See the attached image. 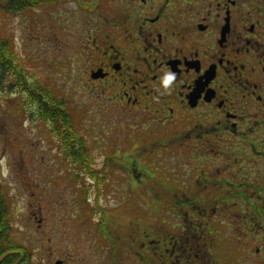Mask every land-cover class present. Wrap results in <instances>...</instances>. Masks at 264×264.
<instances>
[{
    "label": "flooded vegetation",
    "instance_id": "1",
    "mask_svg": "<svg viewBox=\"0 0 264 264\" xmlns=\"http://www.w3.org/2000/svg\"><path fill=\"white\" fill-rule=\"evenodd\" d=\"M65 2L83 12L79 77L129 135L120 246L147 264H264V0H52ZM141 227L153 235L133 240Z\"/></svg>",
    "mask_w": 264,
    "mask_h": 264
},
{
    "label": "rangeland",
    "instance_id": "2",
    "mask_svg": "<svg viewBox=\"0 0 264 264\" xmlns=\"http://www.w3.org/2000/svg\"><path fill=\"white\" fill-rule=\"evenodd\" d=\"M44 1L35 9L0 16V33L11 37L15 61L31 85L50 92L73 116V124L87 144L90 166L96 170L95 181H99L92 183L83 173L78 181L67 178L74 165L60 163L51 125L37 118L33 106L25 104L21 95L2 85L0 187L9 201L13 236L28 250L33 264H55L56 258L65 264H147L150 258L134 256L126 244L120 246L128 240L133 244L127 237L130 228L122 230L124 216L118 210L129 202L123 173L129 163L123 156L129 135L121 124L125 120L113 116L114 106L102 98L104 94L79 77L77 26L83 12L67 2ZM132 203L130 199L123 206L124 215ZM107 209H112L107 214L116 219L108 236L116 242L117 263L108 261L111 239L98 233L101 211ZM169 216L164 213L160 221L170 225ZM138 220L158 225L157 216L148 210L140 211ZM144 235L150 238L153 229H136L133 240Z\"/></svg>",
    "mask_w": 264,
    "mask_h": 264
},
{
    "label": "trees",
    "instance_id": "3",
    "mask_svg": "<svg viewBox=\"0 0 264 264\" xmlns=\"http://www.w3.org/2000/svg\"><path fill=\"white\" fill-rule=\"evenodd\" d=\"M44 0H0V16L15 14L25 6L38 7ZM14 43L11 37L0 33V89L17 92L23 97L25 104L32 105L36 117L41 121L51 125V134L58 140V147L68 162L75 165L81 158L80 168L83 174L91 176L95 180L96 174L93 166H90L91 158L88 155V147L85 140L80 136L73 124V116L64 109L63 102L54 99L50 92L43 88L31 85L25 75L22 66L15 61ZM34 112V113H35ZM79 146V147H78ZM70 166V165H69ZM76 167L74 166V173ZM83 176V175H81ZM79 178L80 175L77 174ZM80 180V179H79ZM75 181H78L76 179ZM99 180L95 181V184ZM107 212L112 209L101 211V220L98 222L99 235H107L110 245L109 263H117L116 242L108 236L110 234V224H114L116 219ZM121 216H125L120 211ZM10 208L6 193L0 187V264H33L28 250L18 244L13 236L10 225ZM126 217V216H125ZM124 221H127V217ZM102 239V238H101ZM103 240V239H102Z\"/></svg>",
    "mask_w": 264,
    "mask_h": 264
},
{
    "label": "clouds",
    "instance_id": "4",
    "mask_svg": "<svg viewBox=\"0 0 264 264\" xmlns=\"http://www.w3.org/2000/svg\"><path fill=\"white\" fill-rule=\"evenodd\" d=\"M177 81V73L171 69H166L159 78V88L162 93H169L174 87Z\"/></svg>",
    "mask_w": 264,
    "mask_h": 264
},
{
    "label": "water",
    "instance_id": "5",
    "mask_svg": "<svg viewBox=\"0 0 264 264\" xmlns=\"http://www.w3.org/2000/svg\"><path fill=\"white\" fill-rule=\"evenodd\" d=\"M55 264H62L60 261L56 262Z\"/></svg>",
    "mask_w": 264,
    "mask_h": 264
}]
</instances>
